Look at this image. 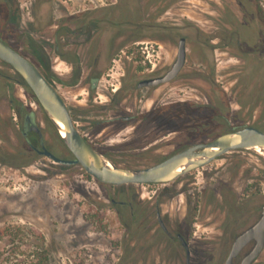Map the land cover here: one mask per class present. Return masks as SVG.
<instances>
[{
	"label": "rangeland",
	"instance_id": "374dc122",
	"mask_svg": "<svg viewBox=\"0 0 264 264\" xmlns=\"http://www.w3.org/2000/svg\"><path fill=\"white\" fill-rule=\"evenodd\" d=\"M104 18L99 35L75 33V21ZM235 27L240 35L231 38ZM0 36L54 81L80 132L121 167L154 165L191 135L210 141L244 126L264 131V0H0ZM182 36L187 62L178 79L144 90L141 98L120 93L129 80L123 73L136 82L155 64L170 66ZM139 42L151 54L155 48L157 59L141 62L138 52H121ZM107 44L103 74L91 89L97 46ZM12 72L0 60V264H186L180 242L160 229L157 207L171 234L188 239L191 264H225L235 236L259 220V150L230 152L168 184L119 186L37 153L29 164L14 157L29 147L26 113L42 128L49 150L65 159L72 154ZM120 115L132 118L120 123ZM29 139L39 146L37 135ZM133 209L139 220L131 225ZM139 227L144 234L137 241L131 230ZM256 264H264V251Z\"/></svg>",
	"mask_w": 264,
	"mask_h": 264
},
{
	"label": "water",
	"instance_id": "95a60500",
	"mask_svg": "<svg viewBox=\"0 0 264 264\" xmlns=\"http://www.w3.org/2000/svg\"><path fill=\"white\" fill-rule=\"evenodd\" d=\"M187 56L186 41L181 39L178 57L172 69L163 78L151 79L141 85H156L174 79L185 64ZM0 60L10 65L30 87L39 104L47 113L67 148L73 154L72 159L55 155L46 144L42 128L35 122L31 113L26 118L27 130L39 134L42 148L36 151L56 163L63 165H81L84 170L101 183L110 185L124 184H167L191 171L204 167L230 152L255 149L264 153V132L254 126L224 133L210 142L195 143L165 160L142 168H125L112 163L109 158L93 147L77 128L71 111L41 70L27 57L0 38ZM63 125V127L61 126ZM65 132V136L62 135ZM259 220L240 233L232 245L225 264H234L243 249L254 242L253 248L246 253L240 264H253L264 250V205ZM160 224L165 225L158 213ZM187 264H190L191 252L185 239Z\"/></svg>",
	"mask_w": 264,
	"mask_h": 264
},
{
	"label": "flooded vegetation",
	"instance_id": "af4514ba",
	"mask_svg": "<svg viewBox=\"0 0 264 264\" xmlns=\"http://www.w3.org/2000/svg\"><path fill=\"white\" fill-rule=\"evenodd\" d=\"M259 11L260 12H262V10L259 8ZM104 15L103 14H101L100 15V17H103ZM105 19V18H104ZM100 20L99 21V19H96V20H94L93 21V23L92 22H90V23H87V24H82V22H80V21H75V23L77 24V27H79V29H77V31L75 32V33H82L83 31H85V32H87V34L89 35V36H91V37H93V36H95V34L96 35H99V32H97L100 28H101V26H100V24L101 23H105V21H107L106 19L105 20ZM244 24H246V23H244ZM114 25H118V26H120V25H122V24H120L119 22L117 23V24H114ZM139 28H140V26H142V23L140 22V23H138V25H137ZM138 28V29H139ZM107 30V29H106ZM238 35H240V32H239V28H237V27H235L231 32H230V34H229V36L232 38V37H237ZM118 36V35H117ZM117 36H115L116 38L114 39V42L117 40ZM182 38H184L185 39V41H186V51H187V39L184 37V36H182L181 38H180V40H179V43H178V51H179V44H180V41H181V39ZM2 39V38H1ZM134 43H137L136 41L134 42ZM142 42H139L138 44H137V46H133V48L131 47L130 48V46H128V45H124L125 47V49H128L127 51L126 50H122V49H120V50H122L121 52L122 53H126V55L127 56H129V54H134V52H138L139 53V55L140 56H138L139 57V59H140V61L142 62V61H144V59H148V61L150 62V63H152L153 61H152V59L154 58V59H157V57H158V55L156 54V53H158V51L155 49V48H153L152 49V54L150 53V51H146V50H144V48H143V44H141ZM8 44V43H7ZM111 46V48H113L114 47V45L113 44H111L110 45ZM11 47H13V46H11ZM97 47H99L100 49L98 50V55H100L99 57H97L95 60H94V65H95V67H94V70L91 72L92 74H91V76L89 77V81H90V85H91V89H95L96 87H97V83H98V81H99V79H100V76L103 74V72H101L99 69V66H100V64H102L103 63V61H102V59H100V57L102 58L103 57V51H104V49H105V47L106 48H108V44L105 46V45H100V46H97ZM14 49H15V47H13ZM17 51H19L21 54H22V52L20 51V50H18V49H16ZM22 55H24V54H22ZM153 56V58H151L150 56ZM25 57H27L26 55H24ZM157 56V57H156ZM177 57H178V54H177ZM28 59H30L29 57H27ZM31 60V59H30ZM176 60H177V58H176ZM176 60L172 63V64H170V66H167V67H157L156 68V64H155V66L153 67V72H151V74H149V75H147V76H145V77H142V78H136L135 77V80H136V82H133L134 81V76H133V74H131V73H129V72H127V73H123L122 75H123V79H125V81H126V79H129L128 81H126V83H125V85L123 84L122 86H121V92L120 93H123L124 91H127L128 93H129V95L130 96H132V95H134L135 94V96L137 97V98H141V96H142V94H143V91L144 90H149V89H157V88H159V87H161V86H163V85H167V84H170V83H172L173 81H175L176 79H178L179 78V76L183 73V70H184V68H185V65H186V62H187V56H186V61H185V64H184V66L182 67V69H181V71L179 72V74L174 78V79H172V80H170V81H168V82H165V83H160V84H156V85H141V84H143V82H145V81H148V80H151V79H158V78H163V77H165L167 74H168V72L172 69V67H173V65L175 64V62H176ZM32 61V60H31ZM34 63V62H33ZM35 65H36V63H34ZM40 70H41V72L47 77V79L55 86V83H54V81H52V79H50L49 77H48V75H46V73H44L43 71H42V69L38 66V65H36ZM141 69H143L144 71L145 70H148L149 69V67H144V66H142L141 65ZM143 72V71H142ZM107 75H110V73H107ZM131 81V82H130ZM111 85H114L113 83L111 84ZM55 88L57 89V87L55 86ZM113 90V89H112ZM57 91H58V89H57ZM115 91H117V90H115ZM59 92V91H58ZM62 96V95H61ZM63 97V96H62ZM64 99V98H63ZM172 110H171V108L170 109H168V110H165V111H163V112H171ZM31 113H26V115H25V118H24V131H23V135H24V137L26 138V140H27V142H28V144H29V146H30V148H32L37 154H39L37 151H36V148H39V149H41L42 148V146H41V139H40V136H39V134L38 133H36L35 131H28L27 130V120H26V118L28 117V115H30ZM132 118V116H122V115H120V116H118L117 118H115L116 120H117V122H120V123H126V122H128L130 119ZM75 121V120H74ZM244 127H246V126H244ZM254 127H256V126H254ZM243 128V127H242ZM258 128V127H257ZM240 129V128H239ZM258 129H260V128H258ZM235 130H238V129H233L232 131H235ZM260 130H262V129H260ZM232 131H230V132H232ZM263 131V130H262ZM264 132V131H263ZM226 133H228V132H226ZM31 134H35V135H37L38 137H39V146H36L34 143H32L31 142V140L29 139L30 138V135ZM222 134H224V133H222ZM222 134H220V135H222ZM220 135H218V136H220ZM85 136V135H84ZM217 136V137H218ZM216 137V138H217ZM85 138L86 139H88L86 136H85ZM215 139V138H214ZM213 139V140H214ZM93 147H95L89 140H87ZM210 141H212V140H210ZM210 141H198V139L193 143V144H195V143H200V142H210ZM185 142V141H184ZM184 142H182V144H181V146L180 147H178V149H179V151H182V150H184V149H186V148H188V147H190V146H192L193 144H189V145H185L184 146ZM96 148V147H95ZM97 149V148H96ZM51 151V150H50ZM178 151V152H179ZM71 152V151H70ZM178 152H176V153H178ZM72 154V153H71ZM175 154V153H174ZM39 155H41V154H39ZM56 155V154H55ZM173 155V154H172ZM171 156V155H170ZM170 156H168V157H170ZM168 157H166V158H168ZM72 158H73V154H72ZM72 158H70V159H72ZM166 158H164V159H162L161 161H163V160H165ZM160 161V162H161ZM159 163V162H158ZM59 164V163H58ZM157 164V163H156ZM60 165H63V164H60ZM64 166H73V165H64ZM188 174V173H187ZM186 175V174H185ZM183 176V175H182ZM181 177V176H180ZM179 178V177H178ZM177 178V179H178ZM171 183V182H170ZM168 184V183H167ZM137 185V184H136ZM112 202H113V204H114V206H116V204H117V202L115 201V200H112ZM119 205H125V202H120V204ZM262 208H263V206H262ZM263 210V209H262ZM132 212V211H131ZM158 213H160L161 214V219L163 220V223H164V225H165V228H163L162 226H161V224H160V221H159V217H158ZM262 213V212H261ZM156 217H157V221H158V224H159V226H160V229L163 231V233H165V234H167V235H169L170 236V238H176L179 242H180V244H181V246H182V248H183V250L185 251V253H186V264H187V249L185 248V246L183 245V240L182 239H185L187 242H188V244H189V241H188V239L186 238V236H185V234L184 233H182V232H177L176 233V235H173V234H171V231H170V229H169V226H168V223L164 220V218H163V215H162V212H161V210H160V207H157L156 208ZM257 222V221H256ZM255 222V223H256ZM253 225V224H252ZM251 226V225H250ZM248 228V227H247ZM246 228V229H247ZM246 229H244V230H246ZM243 230V231H244ZM143 230L139 227V236L138 235H136V236H133V235H131V237H133V239L134 240H137L138 241V238H142V235L144 234V231L142 232ZM243 231H241L240 233H242ZM240 233H238L236 236H235V238L240 234ZM130 235V233L128 234V236ZM234 241H235V239H234ZM234 241H233V243H234ZM253 243V246H254V242L252 241L250 244H252ZM250 244H248L244 249H243V251L240 253V255L235 259V262H234V264H237L236 263V261H237V259L242 255V253L244 252V250L250 245ZM233 245V244H232ZM253 246H252V248H253ZM251 248V249H252ZM189 249H190V252H191V256H190V264H191V259H192V251H191V246H190V244H189ZM231 249H232V247H231ZM231 249H230V251H231ZM250 249V250H251ZM249 250V251H250ZM264 251V250H263ZM263 251H262V253H263ZM129 253H131V249H129V251H128ZM247 253V252H246ZM262 253H261V255H262ZM229 254H230V252H229ZM229 254H228V256H229ZM246 255V254H245ZM244 255V256H245ZM261 255L253 262V264H256V262L259 260V258L261 257ZM244 256H243V258H244ZM228 258V257H227ZM242 258V259H243ZM242 259H241V261H242ZM227 260V259H226ZM226 263V262H225ZM241 263V262H240Z\"/></svg>",
	"mask_w": 264,
	"mask_h": 264
},
{
	"label": "trees",
	"instance_id": "16d2710c",
	"mask_svg": "<svg viewBox=\"0 0 264 264\" xmlns=\"http://www.w3.org/2000/svg\"><path fill=\"white\" fill-rule=\"evenodd\" d=\"M258 3H259V5H260V3L262 2V0H256ZM0 38H2L6 43H8L10 46H12L9 42H7L2 36H0ZM16 49V48H15ZM23 54V53H22ZM33 62V61H32ZM1 63L4 65V66H6V67H8V69H10L11 71H13L12 72V80L15 82V83H17V84H19V85H21L22 87H24L29 93H31V95H32V97H33V99L35 100V102H37L38 104H39V102H38V100H37V98H36V96L34 95V93H33V91L30 89V87L23 81V79L19 76V74H17L14 70H13V68L10 66V65H8L7 63H5V62H3V61H1ZM7 78L8 79H10V77L9 76H7ZM11 106H13V104H14V102L16 103V99H12L11 98ZM194 107H197V106H194ZM19 112L21 113V111H20V109H19ZM164 116H166V114H163ZM167 117V116H166ZM195 132H197V130L195 131ZM58 136H59V139L63 142V140H62V138H61V136L59 135V133H58ZM23 141L25 142H27V140H26V138L24 137V135H23ZM198 139V137L197 136H195V135H191L190 136V138H187L186 140H185V142H184V146L185 145H189V144H193L196 140ZM88 140V139H87ZM64 143V142H63ZM100 152H102L103 154H105V155H107V156H110L109 155V153L108 152H106V151H104V150H100V149H98ZM70 151V150H69ZM14 155V157H17V158H23V159H25L26 161H27V164H29V163H31V161L33 160V157L34 156H36V152L32 149V148H30V146L28 147V149H26L23 153H20V155H15V154H13ZM115 163H116V165H118L119 166V163L117 162V161H115ZM78 167H80V168H82V171H84V173H86L89 177H92L90 174H88L85 170H84V168L81 166V165H77ZM129 219H130V222H131V225L133 224V223H136L138 220H139V215H138V213L136 212V211H134V209L132 210V212H130V217H129ZM131 233H133L134 235H138L139 236V230H136V231H134V230H131ZM131 237H130V235L128 236V239H130Z\"/></svg>",
	"mask_w": 264,
	"mask_h": 264
},
{
	"label": "bare ground",
	"instance_id": "6f19581e",
	"mask_svg": "<svg viewBox=\"0 0 264 264\" xmlns=\"http://www.w3.org/2000/svg\"><path fill=\"white\" fill-rule=\"evenodd\" d=\"M61 126L63 127V125H62V124H61ZM62 135H63V136H65V132H64V131H62Z\"/></svg>",
	"mask_w": 264,
	"mask_h": 264
}]
</instances>
